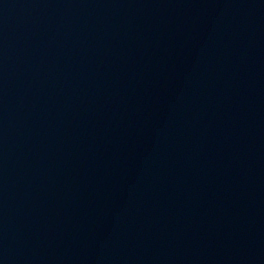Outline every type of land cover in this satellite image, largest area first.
<instances>
[{"label":"water","instance_id":"1","mask_svg":"<svg viewBox=\"0 0 264 264\" xmlns=\"http://www.w3.org/2000/svg\"><path fill=\"white\" fill-rule=\"evenodd\" d=\"M0 264H264V0H0Z\"/></svg>","mask_w":264,"mask_h":264}]
</instances>
